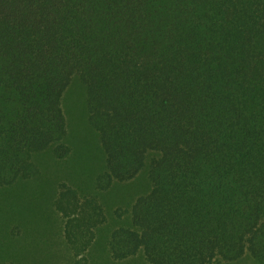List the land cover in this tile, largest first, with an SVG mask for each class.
Here are the masks:
<instances>
[{"label":"trees","instance_id":"obj_1","mask_svg":"<svg viewBox=\"0 0 264 264\" xmlns=\"http://www.w3.org/2000/svg\"><path fill=\"white\" fill-rule=\"evenodd\" d=\"M139 179L111 260L264 264V0H0V264H55L10 231L41 204L86 252Z\"/></svg>","mask_w":264,"mask_h":264},{"label":"rangeland","instance_id":"obj_2","mask_svg":"<svg viewBox=\"0 0 264 264\" xmlns=\"http://www.w3.org/2000/svg\"><path fill=\"white\" fill-rule=\"evenodd\" d=\"M68 99L69 101L67 109L65 108V113L67 118L69 116L72 118V115H74L72 122L69 123L72 132L75 128L76 111L73 107L72 97ZM80 114L82 115V111H80ZM78 117L81 118V116ZM139 180L130 184L122 185L120 188H116L106 195V224L97 230L94 239L95 242L86 252H82L81 249H78L77 253L73 249L71 252L70 247L65 245L62 224L63 213H59L60 211L58 212L56 208L53 207L45 208L46 204H41L43 207L42 209L35 208V212H33L34 210L30 212V214L35 216L33 221L26 220L25 223L22 222L19 224L18 222L17 224L11 225L10 231L18 242V248L31 249V252L46 251L49 254H52L53 258H56L55 264H148L141 255L123 262L113 261L105 255L104 251V238H106L109 224H113L110 213H114L119 209L127 208L126 204L135 200L140 192L146 188L145 181L143 179ZM59 181V183H65L69 187H75L73 185L74 177L67 170H64V173H61ZM64 209L69 212L66 205H64ZM68 255H71L72 258H68Z\"/></svg>","mask_w":264,"mask_h":264}]
</instances>
